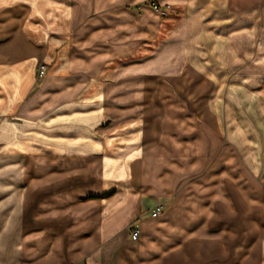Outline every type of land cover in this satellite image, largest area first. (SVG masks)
Wrapping results in <instances>:
<instances>
[{"label":"crops","instance_id":"crops-1","mask_svg":"<svg viewBox=\"0 0 264 264\" xmlns=\"http://www.w3.org/2000/svg\"><path fill=\"white\" fill-rule=\"evenodd\" d=\"M119 1L134 0H0V264H264V96L249 106L248 92L228 85L232 68L250 58L241 78L264 77V0H160L177 4L181 18L150 57L126 63L117 60L157 32V14L124 9L118 25L117 11H96ZM75 30L61 72L36 88L42 50ZM185 63L214 83L208 109L222 121L197 127L194 116H175L154 143L134 144L137 87ZM107 64L108 83L97 86ZM225 89L234 97L220 105ZM120 119L128 124L117 131ZM175 124L198 131L181 138ZM154 125L142 127L143 139L155 136ZM47 128L57 131H37ZM57 154L81 164L5 167ZM187 157L190 171L202 162L204 173L180 192ZM86 160L99 166L93 185ZM150 160L161 164L154 170Z\"/></svg>","mask_w":264,"mask_h":264},{"label":"rangeland","instance_id":"rangeland-1","mask_svg":"<svg viewBox=\"0 0 264 264\" xmlns=\"http://www.w3.org/2000/svg\"><path fill=\"white\" fill-rule=\"evenodd\" d=\"M154 4L155 7H151V5ZM104 4V2L97 3L98 7H101V9L96 10L97 12L102 14H106L111 11H117L116 15V24H122L124 23L125 15H123L124 9H129L134 14H137L139 17L142 15L145 17L146 13L150 14V18L155 13L157 14V22L158 30L153 35H150L149 38L145 37L144 39L138 40L135 44H133V50L128 56H122L120 59H118V63H126L130 61H141L148 57H150L154 51L156 50L157 46L166 40L169 36L170 31L174 28V26L177 24V21L181 18L182 14L180 9L177 7V4H173L171 1L170 4L163 5V3L160 2V0H137V1H119L116 2L112 7L106 8L107 5ZM94 12V11H93ZM96 12V13H97ZM92 15V12H90ZM89 13V14H90ZM154 20V19H152ZM156 20V19H155ZM154 20V21H155ZM86 22V21H85ZM76 33V30L71 32L67 38H61V37H53L46 45V48L42 50L44 56L41 60L38 61L36 66V85L38 88L40 86V82L42 79L49 74H56L61 72V64L64 60L63 55L65 54L66 50L68 49L70 42L72 40L73 35ZM126 57V58H123ZM252 58H250L248 63L240 66L239 68L235 67L232 68V75L229 77V84L231 85L230 88H244L243 91L248 92V94L245 96L246 104L251 106L252 104H255V102L258 100V97L264 96V77L260 81L254 82L251 79H242L240 74H248L251 72L252 69ZM63 60V61H62ZM40 66H44V75L42 77H38V69ZM116 66V63L114 67ZM102 71L103 77L99 82H97V86H102L106 83H108V77H109V71H110V65H102ZM172 76V75H171ZM251 77V76H250ZM141 88L142 97L139 99V101L134 102L136 105V109L134 112H132V125L133 129L136 131L135 135H133L134 138V144L139 145L140 147L150 141V143H154L153 140H157L158 136V127L162 128L161 131L166 132L168 130V126L166 125L170 119H172L175 116H179L181 120L188 119L189 116H194V123L199 126V123L201 124H210V127H215L216 121L220 122L222 113L219 115V119L217 118L215 113L210 114L209 113V104L215 101L213 96V88L214 83L212 81H206L200 73H198L194 67H192L189 63H185V65L182 67V70L177 75L172 76L171 78H165L164 75L158 76V77H152V78H144L143 83L141 86L137 87ZM92 89V88H91ZM90 89V90H91ZM240 89V90H241ZM88 90V89H87ZM226 90H224L223 99L218 102L223 104L224 99L229 100L231 97L230 93H227L225 95ZM231 90V89H229ZM250 91V92H249ZM89 92V91H88ZM88 92H84L83 95H87ZM229 92V91H228ZM249 100H248V99ZM262 98V97H261ZM138 100V99H137ZM217 100V99H216ZM232 102V99H230ZM254 100V101H253ZM236 101V100H234ZM243 102V101H242ZM237 102L232 104V107H234V111L236 113ZM142 110L141 112H138V109ZM251 111V107L249 109H246V111ZM252 115V114H251ZM176 118V117H175ZM163 121H165L166 126H162ZM106 125H108V119L106 118L105 121ZM151 122H154L155 128V136L151 137V135L146 136V139H143L145 137V132L142 130L143 126H149ZM208 123V124H207ZM227 123V122H226ZM233 123H235L233 121ZM127 121L125 120H117L115 124V130L119 131L127 126ZM232 124V123H229ZM209 126V125H208ZM175 131L178 132V135L182 138H188L191 134L194 132H197L198 129L195 126L185 128L183 125L180 126V129H177V125L175 124ZM204 127V126H203ZM173 129L171 126L169 129ZM220 129V128H219ZM38 133H48L53 134V132L57 131L53 128H47V129H37ZM235 130H233L234 132ZM144 133V134H143ZM39 135V134H38ZM223 136V134H221ZM236 135V132H234L233 136ZM192 136V135H191ZM149 138V139H148ZM156 142V141H155ZM146 147V146H145ZM25 153L26 151H22ZM27 154V153H25ZM51 159L44 160L42 159H36V161H29L27 158L24 160H20L18 162H8L6 160L5 167H13L16 168L19 167L20 169L27 170L30 168V165L34 167L33 165L36 164V168L38 170H59V169H70L72 167L76 168L79 164H81L79 161H70V160H63L59 154L57 155H50L46 156ZM188 157L180 162V167L178 168V171L183 172L182 176H178V179L180 181V192L184 191L186 187L192 181L197 179L202 173H204V166L201 162L196 166L197 169L195 171H190L188 167ZM132 165L134 169L137 171L140 168V159H132L131 160ZM130 162V163H131ZM9 163V164H8ZM87 166V172L85 177V183L86 184H94L96 182L95 169L98 170V165L96 161H85L84 162ZM150 167L154 170H156V167L161 164L158 161L150 160L149 161ZM209 170V169H208ZM70 177H67L66 179H70ZM73 179H76L75 177ZM69 181V180H68ZM202 192V189L199 191ZM150 211V210H149Z\"/></svg>","mask_w":264,"mask_h":264},{"label":"built area","instance_id":"built-area-1","mask_svg":"<svg viewBox=\"0 0 264 264\" xmlns=\"http://www.w3.org/2000/svg\"><path fill=\"white\" fill-rule=\"evenodd\" d=\"M151 7H155L154 4L151 5ZM44 75V66H40L38 69V77H42ZM161 212V206L155 207L149 211L150 216L152 218H156L158 214ZM139 236V230H138V225L134 222L131 225L130 228V238L131 240L135 241Z\"/></svg>","mask_w":264,"mask_h":264}]
</instances>
